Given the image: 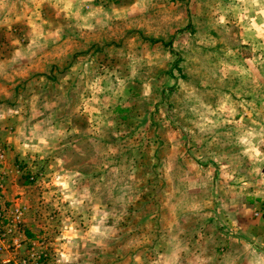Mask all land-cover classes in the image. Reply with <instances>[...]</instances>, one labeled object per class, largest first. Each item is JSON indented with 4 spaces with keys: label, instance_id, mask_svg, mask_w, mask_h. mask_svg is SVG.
Instances as JSON below:
<instances>
[{
    "label": "rangeland",
    "instance_id": "374dc122",
    "mask_svg": "<svg viewBox=\"0 0 264 264\" xmlns=\"http://www.w3.org/2000/svg\"><path fill=\"white\" fill-rule=\"evenodd\" d=\"M0 6V213L24 209L23 246L8 239L0 264L32 253L41 264H164L158 250L195 251L201 222L223 217L222 183L236 179L221 171L248 155L241 113L226 110L246 103L225 89L253 54L232 48L230 2ZM208 249L188 258L225 264Z\"/></svg>",
    "mask_w": 264,
    "mask_h": 264
},
{
    "label": "crops",
    "instance_id": "0c3cea01",
    "mask_svg": "<svg viewBox=\"0 0 264 264\" xmlns=\"http://www.w3.org/2000/svg\"><path fill=\"white\" fill-rule=\"evenodd\" d=\"M226 2H230V9L228 6L226 14L222 16H226V23H230L236 30L237 45L232 48L250 47L253 54L252 58L241 59L244 66H251V72L242 70L239 63L233 61V64L239 67L235 71L238 80L242 82L238 84V87L242 85L243 87L225 89L227 94L242 97L243 102L246 103L240 102L232 107V110H226L230 112L236 110L241 113L240 123L243 126L241 127L244 137L239 135L238 141L246 148L248 155L244 159L238 155L240 160L237 161L238 164L234 170L231 168L221 171L222 177L230 174L229 172L236 175L235 180L222 183L224 185L222 191L228 190L231 196L224 195L220 200L223 217L201 222L200 232L193 238L195 240L193 246L196 244L195 246L199 247L195 251L204 258L210 252L208 248L214 245L216 251H219L226 259L225 264H264V0H226ZM233 6L234 10H232ZM233 17L238 21L232 20ZM2 25L0 24V29ZM20 63L22 62L19 58H11L5 62L6 65L13 67ZM246 106L251 108V116L241 109ZM244 130H251V132ZM245 145L254 146L251 150L252 154ZM231 160L229 158L223 161ZM181 223L184 224V222ZM176 234H172L174 239ZM209 235L211 237L208 239ZM188 243L189 241L183 245L185 248L183 251L173 252L172 257L166 249L155 252L156 255L164 258L171 257V264H203L206 262L207 260L204 262L191 261L188 258L189 254L195 252H191L192 247ZM140 255L144 256L146 253ZM167 258L164 259V264L167 263Z\"/></svg>",
    "mask_w": 264,
    "mask_h": 264
},
{
    "label": "built area",
    "instance_id": "2783aa9c",
    "mask_svg": "<svg viewBox=\"0 0 264 264\" xmlns=\"http://www.w3.org/2000/svg\"><path fill=\"white\" fill-rule=\"evenodd\" d=\"M3 157V152H0V158ZM12 216V220H8L4 213H0V257H2V253L8 248L6 245L8 239L12 240V247L15 249H19L23 246L22 240L19 237L20 235L18 236L17 232L24 221V209L20 206L14 207ZM29 261H31V264H41L35 253L30 255ZM0 262H2L1 258ZM27 262L28 260H23L22 263L15 264H27Z\"/></svg>",
    "mask_w": 264,
    "mask_h": 264
}]
</instances>
